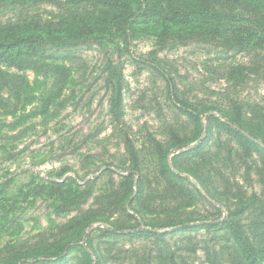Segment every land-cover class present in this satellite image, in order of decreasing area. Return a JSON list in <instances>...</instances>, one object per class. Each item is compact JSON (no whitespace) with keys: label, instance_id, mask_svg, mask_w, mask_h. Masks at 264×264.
Wrapping results in <instances>:
<instances>
[{"label":"trees","instance_id":"1","mask_svg":"<svg viewBox=\"0 0 264 264\" xmlns=\"http://www.w3.org/2000/svg\"><path fill=\"white\" fill-rule=\"evenodd\" d=\"M42 3L54 6L56 17L20 25L0 22V93L23 96L30 104L37 78L34 86L27 72L52 75L56 94L43 101L45 112L67 86L71 67L65 60L73 59L80 45L127 47L138 34H151L158 50L194 42L264 63V0H0V10ZM123 71L121 62H108L104 72L111 92L110 120L119 128ZM2 98L0 94L5 110ZM179 102L191 127L172 131L166 143L153 141L155 182L143 172L139 152L126 138L132 167L102 205L83 212L87 190L77 194L71 179L48 181L52 196L62 204L60 211L77 210L79 215L58 225L60 236L52 240L6 243L0 247V264H191L198 249L208 264H264V117L239 104L199 109ZM222 150L226 161L238 159L246 180L256 177L258 192L248 194L237 181L230 182L222 168L225 161L219 160ZM205 195L226 213L200 222L182 215ZM103 222L108 226L91 227ZM201 229L208 237L197 240L193 233ZM137 240L144 243L131 246Z\"/></svg>","mask_w":264,"mask_h":264},{"label":"rangeland","instance_id":"2","mask_svg":"<svg viewBox=\"0 0 264 264\" xmlns=\"http://www.w3.org/2000/svg\"><path fill=\"white\" fill-rule=\"evenodd\" d=\"M56 15L55 7L47 3L34 8L6 6L0 10V22L20 25L26 20L43 21ZM123 46L107 42L74 49V58L65 60L71 67L67 86L47 112L41 106L56 94L52 75L27 72L34 86L37 78L30 104L23 96L16 99L1 91L7 108H0V183L9 182L0 185L4 189L0 193V247L6 243L52 240L60 236L58 225L79 215L77 210L60 211L62 204L52 196L50 180L71 179L77 194L85 190L90 193L81 204L82 211L97 210L117 186L121 174L132 167L126 138L138 150L143 172L155 182L153 141L166 143L172 131L183 133L191 127L180 112V100L199 109L239 104L264 117L263 62L194 42L158 50L151 34H138L127 47ZM108 62L124 66L123 128L111 122L108 112L111 92L104 79ZM220 152L219 160L221 163L224 159L222 168L230 182L237 181L248 194L258 192L256 177L251 174L246 180L238 159L226 161V152ZM235 189L236 186L230 188ZM221 212L226 213L225 207L205 195L203 201L182 215L200 222L214 220ZM98 224L108 226L103 222L91 227ZM193 234L197 240L208 237L204 229ZM143 243L137 240L130 245ZM190 261L208 264L201 249Z\"/></svg>","mask_w":264,"mask_h":264}]
</instances>
